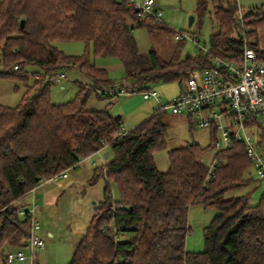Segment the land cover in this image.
<instances>
[{
  "label": "trees",
  "instance_id": "16d2710c",
  "mask_svg": "<svg viewBox=\"0 0 264 264\" xmlns=\"http://www.w3.org/2000/svg\"><path fill=\"white\" fill-rule=\"evenodd\" d=\"M128 1L0 0V66L18 67L0 71V77L27 83L28 65L36 66L32 75L40 77L17 107L0 105V255L24 246L31 234L29 216L19 215L25 205L17 203L43 180L109 146L113 159L95 168L91 179L105 180L103 199L95 205L70 264H264V196L257 205L250 195L224 199L249 182L253 164L242 143L215 154L222 164L210 175L203 157L212 155L217 140L211 129L210 146L192 143L170 151L169 169L161 172L153 153L167 145L166 113H155L119 136L120 116L108 108H87L93 93L119 95L112 93L113 82L96 66L89 48L95 58L120 62L131 93L157 81L182 83L193 65H208L209 56H240L245 41L264 59L257 41L264 6L243 14L241 25L237 0H212L219 30L210 38L211 55L161 62L155 52L139 54L133 31L167 25L139 17ZM197 5L205 10L204 0ZM59 42H83L87 53L66 54L56 46ZM69 69L79 70L91 84L80 85L72 100L55 104L46 76ZM196 204L218 212L204 230V251L199 253L186 249L188 214Z\"/></svg>",
  "mask_w": 264,
  "mask_h": 264
},
{
  "label": "rangeland",
  "instance_id": "374dc122",
  "mask_svg": "<svg viewBox=\"0 0 264 264\" xmlns=\"http://www.w3.org/2000/svg\"><path fill=\"white\" fill-rule=\"evenodd\" d=\"M132 1L142 4L144 0ZM204 2L205 10H200L198 9L197 0H156L157 8L162 12V20L167 25V29L149 31L147 27H136L133 36L139 54L147 56L150 52H155L161 62H178L182 61L187 54L192 57L204 54V49L209 48L211 36L219 30L214 17L212 0H204ZM237 2L239 12L242 14L264 6V0H237ZM191 18H193V23L190 26ZM176 35L184 36L185 40L177 41L175 39ZM193 38L197 40L195 41ZM56 46L69 55L87 53V46L83 42H59ZM88 51L96 66L108 73L114 84V90H119L127 84L124 67L117 59L112 57L95 58L92 48H89ZM35 70H37L36 66L28 65L29 77L27 83L11 77H0V105L17 107L27 94L28 88L36 82L32 75ZM0 71L6 73L5 71L9 72L11 70L0 66ZM64 72L67 78L60 83L52 82L50 87L51 99L55 104H64L75 98L79 86L84 85L86 82L87 77L77 69H69ZM199 72H195L198 79L201 76ZM87 82L89 83V81ZM149 87L158 93L161 102H168L174 96L183 92L185 81H182V83L157 81L151 83ZM94 98L98 99L97 103L101 102L104 103L103 105H107L109 110L111 109L117 116H122L124 129L127 132L156 113L157 101L154 99L145 100L140 92L123 93L110 97H101L93 93L88 102ZM88 106L89 104H87ZM163 122L166 125L168 135L167 145L165 149L153 153L155 164L161 172H167L169 169L170 151L183 148L192 143H197L205 148L210 146L213 141L211 129H201L196 126L191 128L193 121L187 114L174 115L166 113ZM249 130L253 132L256 140H259L264 132V117L256 115L255 123L249 127ZM113 157L110 147L106 146L100 152L87 157L77 168L69 169L67 171L68 178H58L40 183V188L36 190L39 206L37 218L43 229L49 230L53 234V237L47 240L48 264L71 263L76 244H78L81 235L85 234L87 230L95 205L103 199L105 180L101 178L94 183L90 181L91 174L95 168L101 167ZM210 157L211 152L204 155L203 161H209ZM247 177L249 182L240 188L227 192L224 199L250 195L251 203L253 205L258 204L264 196V179L258 177L254 168L249 170ZM111 185L113 198L117 200L116 188L113 184ZM46 198L50 202H46ZM31 200V195L27 194L17 205L27 204L23 208L27 210L30 207ZM217 213V210L213 208L206 209L200 204L190 208L188 214L189 232L186 238V249L189 252L199 253L204 251V230L210 226Z\"/></svg>",
  "mask_w": 264,
  "mask_h": 264
},
{
  "label": "built area",
  "instance_id": "2783aa9c",
  "mask_svg": "<svg viewBox=\"0 0 264 264\" xmlns=\"http://www.w3.org/2000/svg\"><path fill=\"white\" fill-rule=\"evenodd\" d=\"M128 5L136 9L139 17H152L157 22L163 21V15L157 8L156 0H144L142 4L129 0ZM237 16L242 25L243 14L239 12ZM175 39L184 41L185 37L176 35ZM244 43L242 54L231 59L209 56L211 55L210 47L204 49L205 53L200 55L209 56L208 65L202 67L198 64L193 65L185 80L184 91L168 102H161L158 93L152 89H146L140 93L145 100L154 99L157 101L156 113L187 114L194 126L217 131L218 138L215 141L210 160L204 162L210 175L222 164V161L214 155L239 142L244 145L246 154L258 177L264 179V136H260V139L256 140L253 132L249 130V127L255 123L256 115L264 117V59L259 57L257 51L250 47L247 41ZM17 70V66L11 69V71ZM196 71H200V79L196 76ZM46 78L52 82L60 83L67 76L64 71H57L47 75ZM36 79H40V77L37 76ZM128 86L125 84L119 90L113 89L112 93L131 94L125 89ZM126 133L127 131L122 128L119 136ZM83 160L70 169L77 168ZM67 171L50 180L67 177ZM46 181L48 180L42 182ZM37 188L38 186L28 193L32 199L29 203L30 207L27 210L19 211L20 216H29L30 218L32 226L30 237L24 246L18 249H9L0 255V264H38V254L46 248L47 238L39 234L42 226L37 218L39 210Z\"/></svg>",
  "mask_w": 264,
  "mask_h": 264
},
{
  "label": "crops",
  "instance_id": "0c3cea01",
  "mask_svg": "<svg viewBox=\"0 0 264 264\" xmlns=\"http://www.w3.org/2000/svg\"><path fill=\"white\" fill-rule=\"evenodd\" d=\"M258 43H259V47L262 49V50H264V26H262V27H260L259 29H258ZM84 77V76H83ZM85 78V77H84ZM87 81H89V83L87 82ZM91 84V81L88 79V78H86V82L84 83V85H90ZM128 84V83H127ZM114 86V84L112 85V87ZM97 98V97H96ZM96 100V101H95ZM98 102V99H93L92 101H90V102H88V104H89V106L87 107L89 110H97V111H103V110H105V109H109V107L106 105H103L104 103H97ZM111 110V109H110ZM111 112H112V110H111ZM115 116H117V114L115 113V112H112ZM120 117H121V119H122V121H123V118H122V116L120 115ZM193 124V123H192ZM193 126H194V124H193ZM123 128H124V121H123ZM261 136H264V132L261 134ZM85 160V159H84ZM83 160V161H84ZM92 173V172H91ZM93 173H94V171H93ZM93 173L91 174V178H90V181H91V179H92V177H93ZM65 178H68V175H67V177H65ZM49 181V180H48ZM48 181H46V182H48ZM40 185V184H39ZM42 187V186H41ZM40 188V186H38V188L37 189H39ZM47 189V188H46ZM43 190H45V189H43ZM45 201L46 202H50V200L48 199V198H46L45 199ZM24 205V204H23ZM25 205H27V204H25ZM257 205V204H256ZM42 231V232H41ZM41 231L39 232V234L41 235V236H43V237H46L47 238V240H50L52 237H53V234H52V232L51 231H49V230H46V229H43V227H42V229H41ZM86 233V232H85ZM85 234H83V235H81V237L79 238V240H78V244H79V242L81 241V239H82V237L84 236ZM78 244H76L77 246H78ZM76 246V247H77ZM47 255H48V250H47V245H46V248H45V250L44 251H42V252H40L39 254H38V264H48L47 263Z\"/></svg>",
  "mask_w": 264,
  "mask_h": 264
},
{
  "label": "water",
  "instance_id": "95a60500",
  "mask_svg": "<svg viewBox=\"0 0 264 264\" xmlns=\"http://www.w3.org/2000/svg\"><path fill=\"white\" fill-rule=\"evenodd\" d=\"M192 23H193V18L190 19V23H189L190 26L192 25ZM24 24H25V22L22 20V21H21V27H24ZM188 56H189V55L187 54L186 57H188Z\"/></svg>",
  "mask_w": 264,
  "mask_h": 264
}]
</instances>
